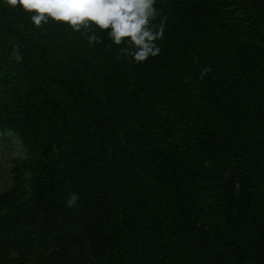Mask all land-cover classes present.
Returning <instances> with one entry per match:
<instances>
[{
    "label": "trees",
    "instance_id": "obj_1",
    "mask_svg": "<svg viewBox=\"0 0 264 264\" xmlns=\"http://www.w3.org/2000/svg\"><path fill=\"white\" fill-rule=\"evenodd\" d=\"M155 7L161 52L130 64L0 0V130L29 154L0 264H264V0Z\"/></svg>",
    "mask_w": 264,
    "mask_h": 264
},
{
    "label": "clouds",
    "instance_id": "obj_2",
    "mask_svg": "<svg viewBox=\"0 0 264 264\" xmlns=\"http://www.w3.org/2000/svg\"><path fill=\"white\" fill-rule=\"evenodd\" d=\"M8 6L20 7L30 13V20L40 27L49 20L63 22L73 31L98 29L106 32L113 45H124L122 54L129 63H143L160 54L157 41L164 36L163 25L153 23L157 19L156 0H6ZM88 43L101 42L96 31L87 36ZM20 60L19 55L16 56ZM79 197L72 193L69 207L76 205Z\"/></svg>",
    "mask_w": 264,
    "mask_h": 264
},
{
    "label": "rangeland",
    "instance_id": "obj_3",
    "mask_svg": "<svg viewBox=\"0 0 264 264\" xmlns=\"http://www.w3.org/2000/svg\"><path fill=\"white\" fill-rule=\"evenodd\" d=\"M28 157V151L17 133L0 130V194L13 186V169L17 160Z\"/></svg>",
    "mask_w": 264,
    "mask_h": 264
}]
</instances>
